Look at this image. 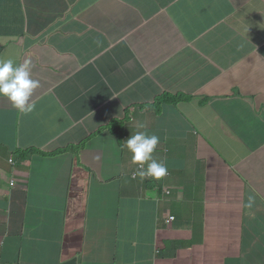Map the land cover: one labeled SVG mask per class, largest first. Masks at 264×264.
<instances>
[{"label": "crops", "instance_id": "crops-1", "mask_svg": "<svg viewBox=\"0 0 264 264\" xmlns=\"http://www.w3.org/2000/svg\"><path fill=\"white\" fill-rule=\"evenodd\" d=\"M225 1L0 0L39 82L28 115L0 96V264H56L66 226L58 264H264V0ZM138 132L169 176L133 179Z\"/></svg>", "mask_w": 264, "mask_h": 264}, {"label": "clouds", "instance_id": "clouds-1", "mask_svg": "<svg viewBox=\"0 0 264 264\" xmlns=\"http://www.w3.org/2000/svg\"><path fill=\"white\" fill-rule=\"evenodd\" d=\"M250 5L248 2L243 13L237 18L246 17L249 14ZM239 12L240 10L233 8L228 0L225 1L222 7V15L226 20L231 19ZM37 87H39V82L32 78L31 64L29 62L26 61L17 65L11 58L0 60V96L6 97L21 114L28 115L35 110V104L31 101V97ZM159 143V136L155 134L147 135L144 132L131 135L126 140V146L132 153V162L138 165L137 170L132 174L133 179L147 181L152 178L159 180L164 176H169L166 165L153 159V153ZM145 164H147V168ZM10 185L14 187L15 183L12 182ZM165 194L169 195L171 192L165 189ZM253 202L254 197L249 196L246 207L251 208ZM176 220L175 216L169 215L166 219V224L171 225ZM68 240H70V234L66 226L60 238L61 253L57 258L56 264L64 258L65 246Z\"/></svg>", "mask_w": 264, "mask_h": 264}, {"label": "rangeland", "instance_id": "rangeland-1", "mask_svg": "<svg viewBox=\"0 0 264 264\" xmlns=\"http://www.w3.org/2000/svg\"><path fill=\"white\" fill-rule=\"evenodd\" d=\"M234 116L235 118H239L238 115L233 114V117L231 116V119H235ZM252 137H258V140L261 142V146L264 145V137H261L258 134H254ZM51 241L53 242V239ZM27 253L28 250H26V255ZM30 257L32 258V262H37L40 264H51L52 262V254L47 252L46 250H34L33 252L30 253ZM256 264H259V259L257 257H256Z\"/></svg>", "mask_w": 264, "mask_h": 264}, {"label": "trees", "instance_id": "trees-1", "mask_svg": "<svg viewBox=\"0 0 264 264\" xmlns=\"http://www.w3.org/2000/svg\"><path fill=\"white\" fill-rule=\"evenodd\" d=\"M256 164H257L256 155L249 157L242 163L241 168L245 176L250 177L253 174Z\"/></svg>", "mask_w": 264, "mask_h": 264}]
</instances>
